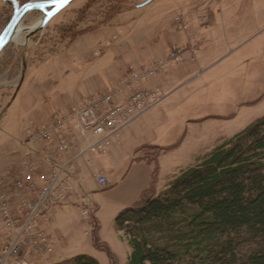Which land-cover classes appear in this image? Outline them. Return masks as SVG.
<instances>
[{
  "label": "rangeland",
  "instance_id": "obj_1",
  "mask_svg": "<svg viewBox=\"0 0 264 264\" xmlns=\"http://www.w3.org/2000/svg\"><path fill=\"white\" fill-rule=\"evenodd\" d=\"M146 1L73 0L30 34L29 28L44 18L34 9L21 23L19 40L7 44L0 57V157L8 155L0 161L2 168L20 161L29 128L107 92L131 65L165 58L171 45L180 44L176 16L188 15L190 28L189 14L209 13L196 26V60L186 53L183 61L141 83L159 88L164 98L123 129L120 146L106 155L91 154L89 170L78 162L84 167L81 176L77 171L74 176L85 183L70 184L69 209L57 207L47 224L54 258L87 254L111 264L108 252L95 246L99 229L118 264H126L131 247L117 229L120 211L147 187L154 193L164 190L198 156L264 116V0H152L142 5ZM13 11V1L0 0V33ZM98 174L107 185L97 187Z\"/></svg>",
  "mask_w": 264,
  "mask_h": 264
},
{
  "label": "trees",
  "instance_id": "obj_2",
  "mask_svg": "<svg viewBox=\"0 0 264 264\" xmlns=\"http://www.w3.org/2000/svg\"><path fill=\"white\" fill-rule=\"evenodd\" d=\"M115 222L131 247L126 264H264V116L164 190L146 189ZM98 231L95 246L118 264ZM53 264L100 263L78 254Z\"/></svg>",
  "mask_w": 264,
  "mask_h": 264
},
{
  "label": "built area",
  "instance_id": "obj_3",
  "mask_svg": "<svg viewBox=\"0 0 264 264\" xmlns=\"http://www.w3.org/2000/svg\"><path fill=\"white\" fill-rule=\"evenodd\" d=\"M184 15L174 18L179 33H187ZM116 39V36L113 37ZM112 40H107L110 46ZM199 47L188 41L170 46L165 58L135 67L107 92L69 106L39 126L29 128L23 145L21 169L0 170V264H53L55 248L44 224L57 207L71 203L70 184L76 181L78 162L106 154L121 142L122 130L153 109L163 98L144 80L158 76L169 63L196 58ZM99 186L106 184L98 174ZM87 212L83 211L82 216Z\"/></svg>",
  "mask_w": 264,
  "mask_h": 264
},
{
  "label": "water",
  "instance_id": "obj_4",
  "mask_svg": "<svg viewBox=\"0 0 264 264\" xmlns=\"http://www.w3.org/2000/svg\"><path fill=\"white\" fill-rule=\"evenodd\" d=\"M3 1H13L14 11L9 22L0 33V53L7 44L13 41L17 28L30 11L39 9L44 13V18L40 21L38 26L30 29L31 34L35 32V29H37L38 27H45L57 13L67 7L73 0H31L24 4H20L17 0ZM151 1L152 0H147L142 5H146ZM47 9H50V11L47 12Z\"/></svg>",
  "mask_w": 264,
  "mask_h": 264
},
{
  "label": "crops",
  "instance_id": "obj_5",
  "mask_svg": "<svg viewBox=\"0 0 264 264\" xmlns=\"http://www.w3.org/2000/svg\"><path fill=\"white\" fill-rule=\"evenodd\" d=\"M201 15V16H200ZM209 15V13L207 14L206 13V11L204 12V14H202L201 12H193L192 14H189V16L190 17H193V21H194V24L192 25V27H188V32L187 33H179V32H177V30H176V28H175V30H176V32H177V41H179L180 42V44H184V43H186V42H188V41H190V42H192L193 44H196L198 47H199V49H200V41H199V39L197 38V34H198V27L196 28V26L197 25H199V23L201 22V23H203L204 21H206L207 20V16ZM184 16H185V18H188V15H185L184 14ZM173 26H174V24H173ZM5 50V49H4ZM4 50H2V52L0 53V57H1V55H2V53L4 52ZM188 54H190L191 55V59H194L193 58V55L191 54V53H189V52H187ZM195 60H196V58H195ZM149 62H151V61H149ZM170 64H173V63H169V64H167L164 68H166V67H168ZM162 73V72H161ZM160 73V74H161ZM159 74V75H160ZM21 79V78H20ZM20 79H19V81H20ZM19 81L17 82V85L15 86V88H19L18 87V84H19ZM148 113V112H147ZM146 114V113H145ZM138 119V118H137ZM137 119H135V120H137ZM134 120V121H135ZM123 131V130H122ZM26 136V135H25ZM121 137H122V133H121ZM24 139H25V137L23 138V140L21 141V145H22V147H23V149L25 150V146L23 145V141H24ZM121 143L122 142H120L119 144H114V145H112L111 147H110V149H109V151L107 152V153H109L112 149H115L116 147H118V146H120L121 145ZM146 146H149V145H145V147ZM26 151V150H25ZM106 153V154H107ZM25 154V153H24ZM105 154V155H106ZM205 154V153H204ZM204 154H202L201 156H203ZM24 156V155H23ZM23 156H22V158H23ZM201 156H198L197 158H200ZM137 157L138 156H135V158H134V160H136V161H142V160H138L137 159ZM15 157H13V159H14ZM22 158L20 159V161L18 162V163H14L15 161H13V164H11V165H8V166H4V167H2V168H0V170L1 169H3V168H7V167H10V166H13L14 168H16V169H21V166H22V164H21V160H22ZM1 160H5V161H7L8 160V155H4V156H1L0 157V161ZM144 162H145V160H144ZM82 163H83V165L89 170V165H90V163H89V165H86L85 164V162L84 161H82ZM81 164V163H80ZM78 165V166H80V167H78V170H77V174L78 175H80L81 176V173H82V167H84L82 164L81 165ZM82 166V167H81ZM97 177V176H96ZM96 177L94 178L95 179V182H96V185H97V187L99 188V187H102V186H99L98 185V183H97V179H96ZM79 181L82 183V184H84L85 183V179L84 178H82L81 177V179H79ZM79 181L76 179V183L75 184H77V183H79ZM105 185H107V180H106V184ZM104 186V185H103ZM75 187H77V185L75 186ZM146 189H148V187L146 188ZM146 189H144L143 191H142V193L146 190ZM138 201V200H137ZM70 204V203H69ZM69 204H66V205H64V206H60L61 207V209H64V210H68L69 209ZM135 204V203H134ZM133 205V204H132ZM131 205V206H132ZM131 206H129V207H131ZM55 211V210H54ZM48 224V223H47ZM47 224H44V226H45V229L47 230V232L49 231L48 229H49V227H48V229H47ZM103 241V240H102ZM105 242V241H104ZM74 256V255H73ZM73 256H69V257H63V258H60V259H58V258H55L56 259V261H62V260H65V259H68V258H70V257H73Z\"/></svg>",
  "mask_w": 264,
  "mask_h": 264
},
{
  "label": "bare ground",
  "instance_id": "obj_6",
  "mask_svg": "<svg viewBox=\"0 0 264 264\" xmlns=\"http://www.w3.org/2000/svg\"><path fill=\"white\" fill-rule=\"evenodd\" d=\"M48 11H50V9H47V12H48ZM42 19H43V18H42ZM39 23H40V21H38L36 24L33 25V27H31V28H29V29H33V28L37 27ZM21 25H22V24H20L19 27L17 28V31H16V34H15V36H14L13 41H14V40H17V39L19 40V33L21 32V30H22V28H23V26H21ZM20 34H21V33H20ZM23 42H24V40H23ZM23 42H22V43H23ZM6 46H7V45H6ZM1 52H2V51H1Z\"/></svg>",
  "mask_w": 264,
  "mask_h": 264
}]
</instances>
